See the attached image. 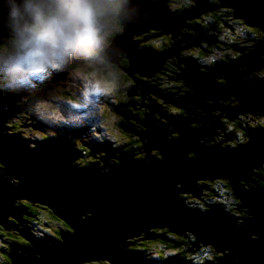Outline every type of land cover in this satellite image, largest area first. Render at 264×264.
Segmentation results:
<instances>
[{
	"label": "water",
	"instance_id": "obj_1",
	"mask_svg": "<svg viewBox=\"0 0 264 264\" xmlns=\"http://www.w3.org/2000/svg\"><path fill=\"white\" fill-rule=\"evenodd\" d=\"M193 1L195 5L188 11L174 16L175 13H168L166 0H125V3L119 4L121 11L117 17L125 23L122 24L123 33L116 35L107 49L98 53V57L118 67L120 58L129 60V67L123 70L132 75L136 84L128 91V97L140 92L143 100L146 99L145 94H153L163 99V103H171L182 110L181 114L177 110L166 111L157 104L158 101L147 95L149 104L145 107L150 113L144 114L143 121L127 111L119 113L125 120L130 118L143 126L140 132L133 127L126 128L127 125L123 126V130L140 137L143 150L150 152L149 157L143 156L136 162L131 152L117 159L106 149L104 152L116 158L117 162L108 164L105 155L99 158L104 163L102 167L88 166L83 170L73 162L77 159V151L72 144L60 141L30 149L18 136L0 134V224L6 228L19 226L22 213L9 211V208L13 206L16 211L25 213L26 207L16 201L26 200L52 209L71 227L69 233L61 231V241L56 244L39 241L33 242L32 248L15 250L10 254L9 264H81L102 259L110 264H145L144 259L137 260V256H132L129 247L131 239L140 232L146 234L144 239L160 238L151 231L156 227H168L171 232L184 237L189 232L202 245H211L216 258L203 264H264V189L252 186L258 176L255 169L264 164V129L242 126L247 133L246 141L236 147L213 144L219 135L215 129L221 130L220 125H223L220 117L232 120L246 112L254 116L264 115V80L253 78L256 83L251 84L247 82L249 78H240L241 75L249 77L250 71L264 68L260 59V55H264V38L250 46L255 48L249 50L250 57L242 52L246 47L230 45L241 49V59L214 68L203 67L208 70L206 73L198 72L200 67L177 56L179 50L195 44L199 46L201 40L215 41L214 34L207 39L210 35L205 34L206 30H194L184 22L214 8H233V16L264 32V0H220L219 5L208 4L209 0ZM12 2L0 0V44H8L7 38L12 35L9 16ZM179 27L192 29L201 37L181 33ZM150 28L160 30L162 34L171 33V39L183 35L190 43L184 41L186 46L181 47L183 39L177 38L178 43L173 40L170 48L158 53L150 48L136 51L140 42L130 41L131 36L142 35ZM118 54L121 57H117ZM172 56L184 68L168 61L181 71V74H175L177 77L169 79H183L186 86L192 84L188 88L194 89L193 95L188 91L180 96L163 94L156 85L134 79L133 73L151 77L155 71L160 72L158 68L162 67L163 61L172 59ZM94 59L87 61L93 62ZM240 61L243 63L238 64ZM246 65H253V68L249 69ZM241 66L247 70H237ZM221 75H226L223 78L225 85L214 81V77ZM211 80L215 83L212 84ZM218 93L222 94L219 96ZM15 95L0 96V109H16L10 103ZM229 95L234 97L231 102H239L238 106L218 103V99L226 100L221 96L229 98ZM199 110L206 113L207 118H195L201 113ZM214 110H220V114ZM222 110L225 116H221ZM154 113L163 118L162 121L153 118L160 123L151 120ZM34 126L41 128L40 124ZM98 151H102L101 146L91 148V155ZM220 180L228 182L236 200L240 201L234 210L226 209L221 203L205 201L206 193L212 188L221 193ZM183 194L199 199L200 208L189 209ZM241 208L247 209L249 217L234 214L235 209L241 212ZM7 217L14 218L18 225L11 223ZM19 231L22 237L32 241L26 229L19 228ZM176 258L170 263L149 264H196L183 257Z\"/></svg>",
	"mask_w": 264,
	"mask_h": 264
},
{
	"label": "rangeland",
	"instance_id": "obj_2",
	"mask_svg": "<svg viewBox=\"0 0 264 264\" xmlns=\"http://www.w3.org/2000/svg\"><path fill=\"white\" fill-rule=\"evenodd\" d=\"M192 0H166L165 4L167 5V11L169 14H174V16H179L183 11H185L186 6H188L189 3H191ZM118 3V8H119V2ZM195 3H193L191 6H194ZM190 6V8H191ZM117 8V9H118ZM190 8L186 9L189 10ZM219 9H226L225 7L219 8ZM121 11V9H120ZM221 16L223 18H227V17H233V13L229 12V16L224 14V12H220ZM118 10H116L114 16L112 17V22L109 26V30L108 32L112 29L113 25H114V20L116 21H120L118 17ZM202 14V13H201ZM199 16V15H198ZM184 22H186L185 24H188L190 27H192V29H196L199 28L200 26H197L194 24L193 20H188L185 19ZM254 27V26H253ZM241 28V29H240ZM257 28V27H256ZM116 29L120 30L117 32H121L118 33L117 35H121L123 33V25L121 24L116 25ZM192 29H186L185 27H179V32L181 33H186L188 35H191L193 37V35H197V32L194 33V31ZM259 30V28H257ZM155 30V29H153ZM239 30H243L248 32L249 30V25H246L244 23V25L239 26V25H235V35L236 38L234 41L231 42L232 45H240V46H244L246 47V54H250L248 53V49L249 46H247L246 44V38H244L246 35L244 36H240L239 38L237 37L238 31ZM158 32H161L160 30H155ZM263 32V31H262ZM108 34H112L111 32ZM215 35V33H214ZM264 35V32H263ZM116 36V35H115ZM114 36V37H115ZM139 36L141 35H132L130 39V41L132 42H137ZM200 36L199 34L197 35V37ZM255 36V34L248 36L249 39H252ZM110 37V36H109ZM113 37V38H114ZM136 39H135V38ZM172 35L171 33H167V34H162V40L160 41V38L157 37L156 41H155V45L152 46L150 48L151 51L154 52H161L163 50H166L168 48L171 47L170 43H174L173 40H175V43H178V39H183V41H181L180 46H186L184 41H187V43H190L189 40H187L188 38H184L183 35H177L176 37L178 38H173L171 39ZM201 37V36H200ZM11 37L7 38V41L9 43ZM112 38V39H113ZM106 39V38H105ZM111 40L106 39L103 43V46L98 50L95 51L93 53L84 55V54H74L70 57L67 58L66 62L61 65V67L59 68L60 70H58V67H54L49 69L47 72H50L51 75L47 74H43L40 77H36V78H32V77H14V79L19 82L20 84H22L21 87H19V85H15L14 88L15 90L12 91L11 89L13 88V81L12 80H8L7 81V86L9 87V89L4 90L5 94H16L13 98H11L10 103L12 104L13 107H15L16 109H14L16 111V113L20 114V117L18 118V116H15L14 118L16 119V125H15V129L17 131V134L19 135V139H21V141L23 142H27V146L30 149H36L38 148L41 144H43L42 142H40V139H42V141H44L45 143H49L50 141H54V142H58V141H66L69 144H72L73 147L76 149L77 154L81 157H77V159L73 160L74 164L79 165L80 166H87V165H94L96 167H101L102 165V160L99 159L100 157H102V152L101 154H97L96 158L93 162H87V159L85 158L84 154L82 153V151L79 148V145L77 143L72 142L68 137H65L62 133V129H68L69 127H75V129H79L81 127L82 124H86V135L85 133H83L84 138L89 140V144L90 146H96L97 141H98V136L101 137L100 141H103L105 143V140L107 139L109 142L108 146H110L111 148H113V151L110 154H113L115 156H120L122 154H124V152L119 151L118 149H114L113 145L118 147L119 143L121 144H125L128 141V139L130 140L129 136H136L138 138H140L138 135H134L133 132H128L125 131L121 128L118 127L117 125V121L119 119H125L123 116H121L119 113L117 112L116 109L117 108V101L116 99L119 97L118 95V91H120V97L124 98V92L128 89L129 85H130V76L132 77V75H128V72H125L124 70H122L120 67H118L115 63H112L108 60H105L103 57H98V53L104 49H107V47L111 44ZM142 40V39H139ZM263 40V39H262ZM203 42V41H202ZM202 42H199V47H202ZM3 44V43H2ZM191 47V46H190ZM190 47L186 48V49H182L179 50L177 52V56L182 59L183 61H190L189 59L184 58V55L187 52H191L189 51ZM144 49V46L141 43H138V46L136 47V51H140ZM235 49V50H233ZM250 50H255V48L250 47ZM237 50L236 47H233L230 50H222V51H216V54H214L217 58H223L225 53H229L230 55H234ZM120 54V53H119ZM117 55V57H121V55ZM207 55H210L208 57H206ZM207 55H203V58H205V60H212V55L213 52H208ZM243 55V53H242ZM93 62L87 61L88 59H93ZM103 58V59H101ZM125 57L120 58L122 61L125 60ZM184 58V59H183ZM233 58V57H231ZM225 60H230L235 62V59H226L223 58ZM260 59L264 62V55H260ZM121 60H118V65L120 66ZM195 59L191 60V62L193 63ZM171 63H175L176 66H179L180 68H184V65L182 63H179V65L177 64V59L172 56L171 58H166V61H163L164 64H162V67L158 68L160 70L161 73H163L166 70V67L168 66V69L171 73H174V77H177V75L175 74H181V71L178 70V68L174 65H172ZM219 64H223L220 63V61H218ZM230 63V62H228ZM243 62L241 61L240 64H242ZM215 64H217V62H215ZM198 67V72L201 73H206L208 72V70H206L205 68H203L204 66H202L201 64H197ZM247 68L251 69L253 68V65H246ZM245 66H241L239 68H237V70H241L242 68L247 70ZM95 68L99 71L105 72V73H109L111 75L114 76V78L117 80L118 83V87L117 89L112 92V93H108V94H87L85 92V87H86V81L83 78L82 75H78L77 71L78 70H84L87 71L89 69ZM116 68H120L119 70H117ZM165 70H163V69ZM207 68H211V67H207ZM263 70V72L261 71L259 73V76H256V74H252L255 71H250L249 73V77L248 76H240V78L242 79H248L247 82L251 83V84H255L256 81L255 80H259V77H263L262 80H264V68H260ZM243 71V70H242ZM158 71H155V74L152 77H148V84L150 85H156V88L158 90H160V92H162L163 94H169V93H174L175 90H179V87L181 85V83L183 82L181 79H177L175 80H171L169 79L168 74H166V72H164L163 74H161ZM0 73L3 75L4 72L0 71ZM162 75L166 78L167 82L172 86V88L168 87V84H164L163 87H160L159 84L157 85V81L159 80V78ZM235 75H240V73H236ZM133 76H138V78L142 77L139 76L138 73H133ZM198 77L200 75H197ZM5 77L10 78L9 75H5ZM226 75H221V77L217 78L214 77V80H218L219 83L222 84H226V81L223 79L225 78ZM152 78V79H151ZM172 78V77H171ZM255 80H254V79ZM135 79V78H134ZM147 81V77L145 78ZM229 80V78H226ZM232 79V78H230ZM136 80V79H135ZM155 80V81H153ZM221 80V81H219ZM137 81H139V79H137ZM213 80H211L212 82ZM232 82H234L233 80H231ZM141 82V81H140ZM185 84L186 81H184ZM264 83V82H263ZM132 84H136L135 81H133ZM189 87H192V84H188ZM39 88L38 92L36 93V89ZM221 87V86H219ZM190 91L193 95L194 90L192 88H188L187 86L185 87V91ZM136 94H139L141 97V93L140 92H136ZM220 94L222 93H218V95L220 96ZM151 99H154L157 102V104L163 106V108L166 110L171 111V109L173 107H175L173 104L171 103H163L164 100L159 98L156 95L153 94H147ZM146 94L144 95V97L146 99H148V96ZM224 96H226V94H223ZM114 96H118L116 99ZM177 96V94L175 95ZM220 97L222 99H226V100H220L218 99V103L221 102L224 103L226 105H232V106H238L239 102L236 103L235 102H231V96L229 95L228 97ZM249 97H251L249 95ZM93 101H91V100ZM125 99V98H124ZM142 99V97H141ZM143 98V101L146 102L145 105H148L149 102ZM208 102H210L211 104L214 103V101H210L208 100ZM67 106H64L63 104H65ZM71 105H74L75 107V113H73V108ZM126 105V104H125ZM80 107V108H79ZM145 108V112L141 113V117L139 118L140 121H143L145 118L146 113H150V110H148V108ZM166 110V111H167ZM121 111L122 112H129L131 114H133L132 110H126L124 107H122L121 105ZM25 112H28L26 115V119L27 121L23 122L22 119H24L22 117V114H24ZM57 112L60 114L56 115ZM172 112V111H171ZM73 113V114H72ZM254 113L259 114V111H255ZM152 114V118L151 120L153 121L154 119H159L160 116L159 114ZM203 114H206L203 112ZM221 116H225V115H221ZM221 120L223 121V126L227 128V130L230 132L231 130H233V128H235V126H237V128H239L238 125L240 126H244L245 125L248 127L250 125H257V124H261L264 125V115H253L250 114L248 112H246L245 114H239L237 118H232V120H229L228 118L225 117H220ZM161 121L163 120V118H160ZM127 120H133L130 118H127ZM165 120V119H164ZM246 121V123H244V121ZM36 121L39 123H42V127H41V131L40 128H36L34 125L37 124ZM28 122V123H27ZM31 122H33L34 124H32ZM45 122L49 125H51V127L49 126H45ZM56 122V123H55ZM155 122V121H153ZM23 123V124H22ZM155 123H160V121H156ZM29 124V125H27ZM57 124L60 125H64L63 126H59ZM120 126L123 128V123L120 124ZM126 126V125H125ZM34 128L35 130L32 131L30 128ZM129 127V125L126 126V128ZM143 127V126H142ZM257 128H262V127H257ZM264 129V128H263ZM39 130V131H37ZM220 129H217V131ZM71 131H73L71 129ZM136 131V130H135ZM54 134L53 138L49 141L44 139V136L47 134ZM240 133V131L238 132ZM80 132H76L74 131V137L79 138L80 136ZM222 134H224L223 132H220L218 137H217V142L219 143L222 139H224V137H222ZM67 136V135H66ZM243 138H246L245 136H243ZM94 140L93 143H90ZM119 140V141H117ZM131 141V140H130ZM232 140H229L227 142H225L224 144H232ZM211 143V142H210ZM141 145L143 146V144L141 143ZM93 148V147H92ZM144 150L142 151V153L144 154ZM146 153V152H145ZM109 154V159L107 160L108 164H113V162H117L116 158L110 157ZM92 156V155H91ZM113 161V162H112ZM97 163V164H96ZM96 164V165H95ZM104 164V163H103ZM90 165V166H91ZM252 186H254V184H252ZM220 190V189H219ZM225 190V189H223ZM203 202V200L201 201V203ZM226 204H230L231 202L229 201V199L225 200ZM38 204V203H36ZM204 205V204H203ZM206 207V205H204ZM231 208H233L234 206H229ZM34 209V214H32V217H37V222H33L32 224L28 223L30 226H34L35 229V233L36 235L38 234H42V236H44V238H48V237H52L55 239V236H58V233L61 232L60 229H62L63 231V225L61 223L58 222L57 219H55V217H53V215L49 212H47L46 210H43L42 208H37ZM9 211L12 212H18V213H22L21 216V220H20V225L18 226L19 228H23L22 226V217L26 218L28 215H26V213H24L23 211H16L13 206L9 208ZM239 215H241V213L237 212ZM235 214V213H234ZM30 215V213H29ZM244 215V214H243ZM245 216V215H244ZM11 223H13L14 225H18L17 221L16 222H12V220H15L14 218L11 217H7ZM28 218V217H27ZM34 219V218H29V220ZM48 220V221H46ZM47 223L44 226H41L39 223ZM42 223V225H43ZM61 227V228H60ZM45 232V233H44ZM64 232V231H63ZM177 233V232H175ZM185 233V232H182ZM4 234L3 237L0 238V264H7V262L5 261V254L7 253H12L15 252V250H13V242L12 241H20L23 240L26 243H28L27 246H25L24 248H32V243H37L39 242L38 239L33 238L31 235L30 237L32 238V241L30 242L29 240H27L26 238L21 236V232L18 229H8L5 226H3L2 224H0V235ZM144 232H140L139 236H144ZM178 234V233H177ZM186 237H188V235H190L188 232H186ZM179 235V234H178ZM194 235V234H193ZM41 236V237H42ZM191 236V235H190ZM195 236V235H194ZM139 237V240H141L142 238ZM183 238H185L183 236ZM196 238V236H195ZM9 239V241L7 242V240ZM144 239V238H143ZM186 239V238H185ZM145 240V239H144ZM143 241V243L146 241ZM10 243V244H9ZM137 242L133 243V246L136 245ZM7 244V245H6ZM153 245V249L150 250H155L156 247H158L159 245H162L164 250H169L167 249L165 246H167L168 244L164 243V242H160V241H156L152 243ZM196 244L198 245H202L200 242H197ZM145 249H147L146 246H143ZM192 246H190L188 248V250L191 248ZM203 248V247H202ZM138 249V248H136ZM134 249V250H136ZM196 248L194 247V249L192 250V252H189V254L194 255L195 254V250ZM199 249V248H198ZM28 251H32V250H28ZM133 251V250H132ZM168 253H170L169 251H167ZM135 253H137V255L144 259L141 255H139L140 253H138V251H135ZM149 256L153 255V253H149ZM205 255V254H204ZM149 259V257H148ZM147 260V259H146ZM110 264L107 260L102 259L101 261H91V262H85V263H81V264Z\"/></svg>",
	"mask_w": 264,
	"mask_h": 264
},
{
	"label": "clouds",
	"instance_id": "obj_3",
	"mask_svg": "<svg viewBox=\"0 0 264 264\" xmlns=\"http://www.w3.org/2000/svg\"><path fill=\"white\" fill-rule=\"evenodd\" d=\"M209 1L221 3L220 0ZM117 8V0H13L9 11L12 20V35L8 44H0V71L10 77L36 78L42 76L51 68L63 65L67 58L74 54L87 55L98 51L108 35L109 26L112 17L118 10ZM225 8H229L233 13V8ZM216 9L214 8V10L202 14L213 12ZM197 18L191 20L196 21ZM205 34H207L206 31ZM207 39H209L208 36ZM237 47L243 48L244 46L237 45ZM237 50L241 51L240 48ZM242 52L246 51L243 50ZM214 58L217 57L214 55ZM228 62L230 60L222 59L220 63ZM240 63L241 61L238 62V64ZM194 64L197 65V63ZM219 65V63H213L209 66H203L214 68ZM260 70L262 69L252 74H257ZM77 74L82 75L85 79V92L87 94H108L114 92L118 87L117 80L113 75L95 68L87 71L78 70ZM262 79L263 77L260 76L259 81ZM214 81L219 83L218 80ZM215 82L212 81V84ZM243 140H246V138ZM124 153L130 154L131 151ZM223 189L225 187L221 186V193L224 191ZM219 194L217 192L215 198L206 197V203H221L226 209L232 210L229 206L233 204L222 203L218 198ZM187 195L189 194H183L187 202L199 206ZM235 201L238 203L239 199L237 198ZM233 206L237 207L238 204ZM235 211L241 213L237 209ZM159 228H153L152 233L154 229ZM146 240L156 242L161 239ZM13 249L15 250V248ZM190 251L192 250H188V252ZM165 253L166 255L170 254L167 251ZM152 256H154V253ZM211 257H213L212 252ZM210 259L206 261H211ZM10 261L11 258L6 261L7 264Z\"/></svg>",
	"mask_w": 264,
	"mask_h": 264
},
{
	"label": "flooded vegetation",
	"instance_id": "obj_4",
	"mask_svg": "<svg viewBox=\"0 0 264 264\" xmlns=\"http://www.w3.org/2000/svg\"><path fill=\"white\" fill-rule=\"evenodd\" d=\"M193 3H194V1L192 0V2L189 3L188 6H186L185 10L188 9V8H190V6ZM210 3H212L213 5L218 4L215 1L214 2L213 1L211 2L210 1ZM219 8H222V7H219ZM219 8H217L213 12H209V13L202 14L199 17L200 19H203L205 21V26H206L205 30H206L207 34L210 35L209 36V39H211V35L215 33V37L213 38V39H215V41L212 42V43H209V42H207L205 40H204V42H202V40H201V42L203 44L202 47H199L197 44H195L194 46H191L190 49H189V51H191V52L190 53L187 52L184 55V58H188L189 56L190 57H194V58H196V60H194L193 63L201 64L202 66L203 65L209 66V65H212L213 63H215L217 61H220L223 58H226V59H236V57H238L240 54H242V52L236 51L234 55H230L229 53H225L224 56H223V58H221V59H219V58L218 59L217 58H214L213 59L212 58V60H205V58H203V55H207L209 51L210 52H213V55H214V54H216V51H219V50L220 51H222V50H230L231 48H233L230 45H232L231 44V40L236 38V35H235V25L242 26L245 23L242 19L236 17L235 15L233 17L223 18L221 16V13L220 12H224V14H226V15L229 16V14H230L229 12H232V11L229 8H226V9H219ZM120 24H125V23L114 20V25H113V28L111 30V33L120 31V30L116 29V25H120ZM194 24L198 26V25H200V21L197 19L196 21H194ZM151 31H155V30H153L152 28H150V29H148V31L146 33L142 34L141 36L146 35L148 32L150 33ZM158 34L159 35L157 37H159L160 38V41H161L162 40V33H159L158 32ZM253 34H255V36L252 39H249L248 36L253 35ZM244 35H246L244 38L248 39V41H246L247 46H249V45L252 46V45H254V43L257 44L260 41H262V39L264 38V35H263L262 30H260V28L258 30L256 27H253V26H249L248 32L243 31V30H239L238 31V34H237V37L239 38L240 36H244ZM109 36H110V34H108L106 36V39H108ZM224 36H227V37H224ZM142 40H144V41H142ZM142 40H138V41L144 46V48L147 49V48H151L152 47L150 45H146V41H147V38L146 37L145 38H142ZM249 50H250V46H249V49H248V53H250ZM208 56H210V55H207L206 57H208ZM231 57H233V58H231ZM261 71L263 72V70H261ZM164 72H166V74H168L169 76H171L173 79L175 78L174 77V74L169 71L168 66L166 67V70ZM259 73H257L256 76H259ZM133 77L136 80L139 79V81L144 82V83H147L148 80H150V79L147 78V81H146V79H145L144 76H142L140 78H138V76L137 77L136 76H133ZM151 77L153 78V76H151ZM234 79H235V77H234ZM156 81H157V85L159 84L160 87H163L164 84H168V87L169 88H172V86L167 82V80H166V78L164 76L160 77L159 80H156ZM182 81L183 82L181 83V85L179 87V90H175L174 91V93L177 94V96H180V95L184 94L185 87H186L187 84H185L184 80H182ZM134 85L135 84H132L124 92L125 98H127L128 103H127L126 106H124L125 104H122V106L126 110L127 109L128 110H132V112H133L132 116H138L137 117V120H140L139 118L141 117V113L145 112V108L144 107H145L146 102L141 99V97H140L139 94H135V96H133V97H128L127 93H128V91ZM221 97H223V96H221ZM233 102L236 103L235 100ZM63 105H66V103L63 104ZM155 105H157V104H155ZM73 110L75 111V108H73ZM116 110L118 111V109H116ZM172 110H175V111L177 110V113L178 114H181L182 113V110L181 109H177L175 107H173L171 109V111ZM216 111H218V112H216ZM219 111L220 110H214V112L217 113V114H220ZM199 112H201V113H198L199 116H195V118H201V117H204L205 115H207V114H203V111L202 110H199ZM27 113L28 112H25L24 114H22V117L24 118V119H22L23 122L27 121V119H26ZM125 115L130 116L127 113H125ZM132 116H130V117H132ZM192 118H193V116H192ZM119 120H121V119H119ZM119 120L117 121V125H118L119 128L123 129L120 126ZM124 121H125V123L128 122V123H126V125H129V127H133L137 132H140L143 129L142 125L139 122L135 121V120H125L124 119V120H122V123ZM244 122H246V121H244ZM31 123L34 124L33 122H31ZM27 125H29V124H27ZM83 125L84 124H82L81 127ZM257 125H253L254 127L252 125H250L248 127H253V128L259 127ZM45 126L46 127L47 126L51 127V125L47 124L46 122H45ZM81 127L79 129L75 130V131L76 132H80L79 130L81 129ZM30 129L32 131L35 130L32 127ZM223 130H224L223 127H221V130H218V132L220 133ZM37 131H39V130H37ZM40 131H41V128H40ZM239 131H240V133H238ZM84 133L86 135V131ZM53 135L54 134H51V133L50 134H47V135L44 136V139L47 140V141H49V140H51L53 138ZM68 136L72 138L74 136V133L70 132V133L67 134V137ZM222 136L225 137V139H222L221 138L220 139L221 141L219 143H222V145L234 146V144L236 145L237 143H240L244 139L243 136L246 137V131H244V128L242 126H239V128H237V126H235V128H233V130H231L228 134H222ZM217 137H216L215 141H217ZM129 138H130L131 141L128 139L129 142H127L125 144L119 143L118 147H116V146L113 145L114 149H118L119 151H122V152H129V151H131V152L134 153V158L135 159H141V158H143V156H145V157L148 156L149 157L150 152L148 153L146 151V153L145 152H144V154L142 153L143 146L141 145L142 142H141L140 138H138L136 136H133V135L132 136H129ZM100 140H101V137L98 136V141H97L96 146L97 147L98 146H101L103 148L104 142L103 141H100ZM229 140H232L233 141L232 144H224L225 142H227ZM117 141H119V140H117ZM40 142L45 143L44 141H42V139H40ZM93 142H94V140L92 142H90V143H93ZM75 143H77L79 145V148L82 151V153L84 154L85 158L87 159V162H89V161L90 162H93L95 160L94 156L96 157L97 154H101V152H102V151H98V153H94L93 154L94 156L93 155L91 156V148H92V146H90L89 140L84 138L83 133L80 134L79 138H76L75 137ZM96 146H93V147H96ZM107 149L109 150L108 151L109 153H111L113 151V148H111L110 146H108ZM154 153H155V151H154ZM105 155H106V158L109 159V154L103 152L102 153V157H105ZM103 165L104 164L102 162L101 167ZM258 179L260 181V178L259 177H258ZM259 181L257 182V185H259ZM221 186L225 187V189H226V190H224L222 193H220L218 195V198H220V200H221L222 203L226 204L225 200L229 199V197H233L236 200V198L234 197V195L232 193V190H231V187L228 184V182H226L224 180H220V187ZM256 187L258 188L259 186H256ZM204 193H206V192H204ZM216 193L217 192L215 191V189L212 188L210 190V192H207L206 193V197L207 198H215ZM187 197H190L197 204L200 203L199 202V199L193 198L190 195H187ZM234 208H236V207H233L232 210H234ZM244 215H245V213H244ZM140 242H143V241L140 240ZM136 245H138V243H136ZM5 260H7V257L6 256H5Z\"/></svg>",
	"mask_w": 264,
	"mask_h": 264
},
{
	"label": "trees",
	"instance_id": "obj_5",
	"mask_svg": "<svg viewBox=\"0 0 264 264\" xmlns=\"http://www.w3.org/2000/svg\"><path fill=\"white\" fill-rule=\"evenodd\" d=\"M117 1L119 3H125V0H117ZM120 9H121V7L119 6L118 12H120ZM197 19L200 21V25H198V26H200L201 29L205 30V28H206L205 21L203 19H200V18H197ZM108 33H110V32H108ZM118 33H121V32H113L110 35L109 40H111ZM158 35L159 34H158L157 31H151L150 33L148 32L146 35L139 36L138 40L146 37L147 38L146 45L154 46L155 45L156 38H157ZM224 37H227V36H224ZM234 40L235 39H232L231 42L234 41ZM244 54L247 55L248 57H250V55L246 54V52H244ZM241 56H242V54H240L238 57H236L235 60L236 61H239L241 59ZM188 58H190V60H193V59L196 60V58H194V57H190L189 56ZM212 58L214 59V55H212ZM101 59H103V58H101ZM124 59L125 60H123V61L121 60V63H120V66H119V67L122 68V70L123 69H127L129 67V63H128L129 60L127 58H124ZM221 60H220V62H221ZM217 63H219V62L217 61ZM116 69L119 70L120 68H116ZM259 72H257V73H259ZM5 75H6L5 73H3V75L0 73V90L9 89V87L7 86V81H8L9 78L5 77ZM159 76L162 77L161 74ZM144 77L146 78V76H144ZM129 81H130V85H129V87H130L132 85V83H133V79L131 78V76H130V80ZM11 90L14 91L15 88H12ZM117 93H118L119 97L118 96H114L115 99L118 97L116 99V101L118 102L117 103V108H118V111L117 112H121V105L122 104H127L128 101H127V98H125V94H124V98H125L124 99L123 97H120V91H118ZM15 113H16V111H14V110L13 111H10V110H6V109H0V134L1 135H3V136H5V135L6 136H18L19 137L20 134H17V131L15 129L16 122L13 124V122L11 121V119L14 118ZM122 120H124V119L119 120L120 124L122 123ZM126 123H128V122H126ZM126 123L124 121L123 122V126H125ZM257 126H260V127L264 128V125H261V124H258ZM222 127L224 129L222 132L224 134H228L229 131L227 130V128L224 127L223 125H222ZM5 132H8V134H6ZM246 136H247V133H246ZM69 139L72 142H74L75 137L74 136L72 138L69 137ZM245 141L246 140H243L242 143L245 142ZM109 142L110 141H108L106 139L104 144H109ZM215 143L217 144L218 142L215 141L213 144H215ZM238 144L239 143H237L236 145L234 144L235 145L234 147L238 146ZM116 161H118V160L116 159ZM134 161L137 162L138 159H135L134 158ZM77 166H80L79 163H78ZM0 167H1V163H0ZM255 173L258 174L259 176H257V178L256 177L254 178V180H255V184L253 182L254 187L260 186V187H262V189H264V164L259 169H255ZM258 177L260 178V181H259ZM258 181H259V185H257V182ZM231 200H233V202ZM229 201L233 205H236V201H235V199L233 197H229ZM16 203L18 205L19 204L24 205L27 208V213H30V215L27 216L28 218L27 217L26 218H23L22 217V222H23L22 223V226H23V229H26L33 238H36V239L39 238L38 240L40 242H44L45 244H48V245H51L54 242V240H55V242L61 241V235H60L61 232L58 233V236H55V239L53 237H52V239L51 238H44V236L41 237L40 234L36 235V233L34 231L35 227L34 226L32 227V226H30L28 224V223L32 224L33 222H37V219L38 218L31 216L32 214L35 213L34 212V209H33L34 207H35V209H37V208L40 207L43 210H46L47 212H49V213L52 214L51 209L45 207L43 204H39V203L38 204H36V203L35 204H31V202H28L26 200H17ZM239 203H240V201L237 204H239ZM187 207L189 209L194 208V207L200 208V206H197V205L192 204V203H189V202H187ZM241 210H242L241 211V216H244L243 214L245 213V216L244 217H249L246 208H241ZM235 214H236V211H235ZM53 217H55V219H57L63 225V230L65 229L66 232H70V226L66 222H64L60 217H58L56 215H53ZM29 218H34V219L29 220ZM13 221L15 222V220H13ZM46 221H48V220H46ZM42 223H43V221H42ZM42 223H39V224L41 226H44V225L47 224V223L44 222L43 225H42ZM154 225H160V224H154ZM156 228H159V227H156ZM153 233L160 236V239L161 240H157V241L164 242V243L168 244L165 247L167 249H169L167 251H169L170 254H167L166 255V253H165L166 250H164V248H163L162 245H159L158 247H156L155 250H150V249H153V246H155V245L152 244L153 241L146 240L145 239L144 241H146V243L145 242L143 243V242H140L138 236H135L133 239H131L132 244L129 246L131 250H133L134 252L135 251H138V253H140L139 255H141L144 259L149 260L150 262L170 263L173 260H175L174 258H176V257L177 258L178 257H183V258H185L187 260H190V261H192V262H194L196 264H203L202 262L206 261L207 259L212 258L210 260H213V259L216 258V255H214L213 257H211V252L214 253V250L215 249L211 245H209V246L201 245L200 246V245L196 244L197 243L196 238H195V236L192 233H189L191 236L188 235V237H185L186 239L183 238V236H179V235L171 232L169 230V228L154 229L153 230ZM0 236L3 237L4 234H1ZM141 238L143 239V237H141ZM56 239H57V241H56ZM8 241H9V239L7 240V242ZM12 242H13V245H14L13 248H15V250H17V249H19L21 247H25V246L28 245V243H26L23 240L15 241V242L12 241ZM134 242H137L138 245H134L133 246V243ZM193 242H194V244H193ZM143 246H146L147 249H145ZM190 246H193V249H194V247L197 249V250L195 249L196 251H195V254L194 255H191L188 252V248ZM136 248H138V249H136ZM134 249H136V250H134ZM190 252H192V251H190ZM149 253H155V254L158 255V257L157 258L149 257V255H148ZM219 255L221 256V254H217V256H219ZM6 257H7V255H6ZM148 257H149V259H148Z\"/></svg>",
	"mask_w": 264,
	"mask_h": 264
},
{
	"label": "bare ground",
	"instance_id": "obj_6",
	"mask_svg": "<svg viewBox=\"0 0 264 264\" xmlns=\"http://www.w3.org/2000/svg\"><path fill=\"white\" fill-rule=\"evenodd\" d=\"M208 2V4H212V3H210V1H207ZM120 4V3H119ZM220 3H218L217 5H219ZM213 5V4H212ZM121 7V6H120ZM219 8V7H218ZM185 11H188V10H185ZM243 20V19H242ZM244 21V20H243ZM245 22V21H244ZM255 27V26H254ZM140 35V34H139ZM186 59H189V58H186ZM121 60V59H120ZM236 73H234V75H235ZM233 79H234V77H233ZM183 80V79H182ZM9 95H13V94H5V91L4 90H0V96H9ZM80 108V107H79ZM216 112H218V111H216ZM220 112V111H219ZM224 112V110H222V113H221V115H225V113H223ZM167 116H169V115H167ZM193 116V118H194V115H191V117ZM204 118H207V115H205L204 116ZM197 119H200V118H197ZM40 125H41V127H42V123H40ZM221 127H222V125H220ZM71 129L73 130V131H71ZM75 130H77V129H75V127H69L68 129H65V128H63L62 129V133H63V135L65 136V137H67L66 135L68 134V133H70V132H72V133H74V131ZM216 131H217V129H215ZM58 142H60V141H58ZM62 142H64V143H66V141H62ZM25 143L27 144V142L25 141ZM49 143H57V142H54V141H50ZM49 143H43V144H41L40 146H45V145H47V144H49ZM93 147V146H92ZM97 147V146H96ZM96 147H93V148H96ZM92 153V152H91ZM94 154V153H93ZM78 155V154H77ZM117 159H118V157H117ZM91 165V164H90ZM90 165H87V166H85V167H83L82 166V168H83V170L85 169V168H87L88 166H90ZM91 166H94V165H91ZM104 169H106V170H108V167H104ZM31 204H35V203H33V202H31ZM51 211H52V209H51ZM52 214L53 215H56V213H53V211H52ZM8 229H10V230H12V229H18L19 230V228H18V226L16 227V228H14V227H9ZM70 232H71V227H70ZM45 233V232H44ZM65 233H69V232H66L65 231ZM145 235V234H144ZM139 237H141V236H139ZM143 238H145L146 237V235L145 236H142ZM39 241V240H38ZM56 241H57V239H56ZM54 242H55V240H54ZM52 243L51 245H53V244H56V243H58V242H55V243ZM189 250H193V246L189 249ZM26 252H29L28 250H26ZM131 253H132V256H137V260L138 259H141L138 255H137V253H135L134 251H132L131 250ZM89 262H91V261H89ZM83 263H85V261L83 262ZM144 263L145 264H149V260H146V259H144Z\"/></svg>",
	"mask_w": 264,
	"mask_h": 264
}]
</instances>
